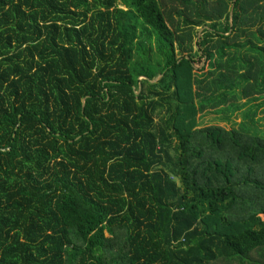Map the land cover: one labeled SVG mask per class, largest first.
<instances>
[{"label": "trees", "instance_id": "obj_1", "mask_svg": "<svg viewBox=\"0 0 264 264\" xmlns=\"http://www.w3.org/2000/svg\"><path fill=\"white\" fill-rule=\"evenodd\" d=\"M178 2L0 0V264H264V0Z\"/></svg>", "mask_w": 264, "mask_h": 264}, {"label": "rangeland", "instance_id": "obj_2", "mask_svg": "<svg viewBox=\"0 0 264 264\" xmlns=\"http://www.w3.org/2000/svg\"><path fill=\"white\" fill-rule=\"evenodd\" d=\"M174 1L173 4H171V2ZM162 4H163V9L164 12L166 14L167 20H169L168 22H171L174 26L177 25L179 23V19L178 16L176 15L178 11H182L185 12V7L182 6L178 0H162ZM204 32V29L201 30V34ZM223 116H221V114L216 115V114H207L204 117V121H206V123L208 125L210 124H214V123H218L220 122L219 119H221ZM241 122V119H237L236 120V125H238ZM222 126H227L229 125L227 122H223L221 123ZM231 126V125H230ZM232 127V126H231ZM261 217L264 219V215H261Z\"/></svg>", "mask_w": 264, "mask_h": 264}, {"label": "water", "instance_id": "obj_3", "mask_svg": "<svg viewBox=\"0 0 264 264\" xmlns=\"http://www.w3.org/2000/svg\"><path fill=\"white\" fill-rule=\"evenodd\" d=\"M231 12H232V16H231V17H232V20H233V19H234V18H233V8H232V11H231ZM161 76H162V74H160L156 79H158V78L161 77Z\"/></svg>", "mask_w": 264, "mask_h": 264}]
</instances>
